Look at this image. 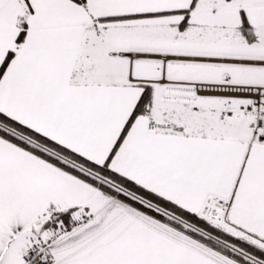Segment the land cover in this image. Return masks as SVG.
Wrapping results in <instances>:
<instances>
[{
    "label": "snow or ice",
    "instance_id": "1",
    "mask_svg": "<svg viewBox=\"0 0 264 264\" xmlns=\"http://www.w3.org/2000/svg\"><path fill=\"white\" fill-rule=\"evenodd\" d=\"M0 264H264V0H0Z\"/></svg>",
    "mask_w": 264,
    "mask_h": 264
}]
</instances>
